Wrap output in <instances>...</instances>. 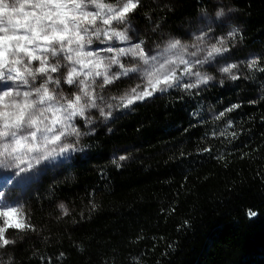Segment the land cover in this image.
Instances as JSON below:
<instances>
[{"label": "trees", "instance_id": "obj_1", "mask_svg": "<svg viewBox=\"0 0 264 264\" xmlns=\"http://www.w3.org/2000/svg\"><path fill=\"white\" fill-rule=\"evenodd\" d=\"M214 1L140 0L130 24L178 33ZM221 1L242 26L234 56L264 53V0ZM261 68L264 57L237 80L155 95L86 134L83 153L25 194L21 223L35 231L8 229L17 242L0 249V261L264 264Z\"/></svg>", "mask_w": 264, "mask_h": 264}, {"label": "snow or ice", "instance_id": "obj_2", "mask_svg": "<svg viewBox=\"0 0 264 264\" xmlns=\"http://www.w3.org/2000/svg\"><path fill=\"white\" fill-rule=\"evenodd\" d=\"M139 6L140 0H23L18 9L19 15L15 17L14 26L0 21V144L5 145L0 148L2 153L0 169H15L19 173H26L33 169L36 163L46 161L49 154L56 151L57 144H61L60 155L75 151L76 137L87 134L81 132L77 126L78 118H82L85 124L92 125L93 111L107 119L115 108H128L137 101L153 97L156 93L168 92L174 87L185 91L197 89L214 79L212 75V79L202 75L207 73L203 71L204 65L213 61L220 64L218 58L230 49L226 46L224 38H215L211 25L207 26L206 31L197 34L191 43L182 42L181 39L175 42L192 44L195 48L196 39L203 40L212 33L214 39L209 41V50L203 54V58L197 56L190 61L185 57L178 67L167 75L155 74L164 61L148 72L147 76L141 74L139 70H130L131 66L137 63H143L147 69L149 63L162 55L158 49L160 44L156 45L158 50L154 53L148 42L139 39L130 24V14ZM6 11L7 8L0 9V16ZM158 27L159 25L154 27L152 32L155 33ZM237 33L228 31L227 37L235 38ZM114 40L128 42L129 46L114 47L109 43ZM96 43L103 46L100 52L87 50L86 46ZM140 56L145 57L143 62L139 60ZM122 57L125 58L123 61ZM261 57H264V53L248 59L245 62L246 67L256 69ZM106 58L111 59L112 63L106 64ZM57 64L59 67H56ZM113 66H116L115 70ZM239 67L240 65L236 63H227L218 67L217 71L226 74L232 80H237L239 77L234 70ZM33 72L35 79L31 75H26ZM64 74L67 75V79L58 80V77ZM80 76L93 81L92 101L101 107L85 111L70 104V117L62 106L50 109L43 123L49 125L48 130L55 132L56 135L41 145L38 143L37 125L42 121L38 117H33L32 127L26 131V122L35 109V106L30 104L36 95L34 89L45 79L48 80L49 87H52L53 81L56 80L59 84L57 91L72 95L76 91L72 81ZM185 77L191 79L184 80ZM123 78H128L132 83L113 94L112 89L117 87ZM97 92L99 99L95 95ZM261 99H264V96ZM105 101L108 103L105 104ZM239 107V104L231 105L220 112L216 119L226 117L227 113ZM69 129L74 130L70 132ZM64 137L75 139L64 145L62 144ZM7 145H11L10 149L6 147ZM41 152L44 153L42 157L38 155ZM119 159L124 160L125 157L120 156ZM8 179L11 178H5L4 182L6 183ZM7 200L5 192L0 191V204L4 205L0 207V217L19 212L23 219L24 204L17 201L12 205L5 203ZM58 207L62 210V215H69L65 204L61 203ZM250 215L254 216L256 213L250 212ZM10 228L35 231L30 221L9 224L4 220L3 226H0V249H6L17 242L7 237L6 233ZM63 257L64 254L60 253L59 258ZM11 259L9 257L6 262L0 261V264H10Z\"/></svg>", "mask_w": 264, "mask_h": 264}, {"label": "rangeland", "instance_id": "obj_3", "mask_svg": "<svg viewBox=\"0 0 264 264\" xmlns=\"http://www.w3.org/2000/svg\"><path fill=\"white\" fill-rule=\"evenodd\" d=\"M217 8H224L227 11V9H229L230 7L224 1H221V0L214 1L208 8L204 9L205 14H202V11H201L200 14L195 19L188 20L184 22L181 26H179L180 31L178 33L167 32L165 30L160 29V27H158L156 32L153 33L152 29L156 27V25H153V24H149V26L145 28L144 30H140L137 27L132 25L136 34H138L139 39L145 40L146 42H148L150 49L154 53L158 50L156 48L157 44H160L162 46L163 42H161V38H163V41H164L168 36H175L181 39L182 42L191 43V41L194 40L197 34H199L201 31L207 30L208 25L212 26V33L215 34V38L217 39L224 38L226 40V46L230 49V51L223 53L222 56L218 58L220 60V64H217L215 61H213L210 64L204 65V68H203V71L212 75L214 79L209 81L206 85H201L197 89H191L188 91L199 90L203 87H206L209 84L216 83V82L221 83V80H223V82L232 80L226 74H223L217 71L218 67L225 66L227 63H236L240 65L238 69L234 70V73L238 77H242L246 72L251 70L246 67V63H245L247 61L246 59L236 57L234 56L232 52L234 49L233 47L236 46L235 42H237L236 40L238 36L236 35L235 38L227 37V32L231 31V29L228 27V23L234 22V18H235L234 12L233 11L229 12L223 20L217 21L214 15ZM212 33L208 35L209 41H212L214 39ZM109 43L112 44L114 47H125L126 48L129 46L128 42H122L118 40L110 41ZM102 47L103 46L98 43L94 45L86 46L87 50H96L98 52H100ZM101 54L103 55L104 53L101 52ZM121 59L123 61L125 58L122 57ZM34 63H38V62H34ZM113 67L115 70L116 66H113ZM190 79L191 78H188V77L184 78V80H190ZM131 83L132 81H130L128 78H123L122 80L119 81L117 87H114L112 89V93L115 94L118 89H123L129 86ZM172 89H181V88L174 87ZM164 93H156L154 94V96L164 94ZM150 98H146L143 101L149 100ZM143 101H137L134 104L143 102ZM133 105L129 106L128 108L113 109L111 116H109L107 119H105L104 117H101L98 112L93 111V124L92 125H87L85 124L82 118H78L79 123L77 126L79 127L81 132H86L87 134L91 133L96 127L106 125L114 117L127 112ZM84 136L85 135H81V137L79 138V144L81 147L80 151H70L68 153H65L61 155L60 157L56 158L57 162L41 161L39 163H36L34 168L29 169L28 172L26 173H19L15 169H0V191L5 192V194L8 197V200L5 203H11L12 205H15L17 201H19L20 203H23V198L25 194L39 181L42 174H44L48 170L58 169L59 167L67 163L69 160H71L75 155L83 153L84 148L81 145V141ZM71 139L74 140L75 138L71 137ZM21 177H24V178L20 179ZM5 178H11V179H8L7 182L5 183L4 182ZM2 206L4 205L0 204V207ZM21 219L22 218L19 212L12 213L7 217H0V226H3L4 220H7L9 224H17V223H21Z\"/></svg>", "mask_w": 264, "mask_h": 264}, {"label": "clouds", "instance_id": "obj_4", "mask_svg": "<svg viewBox=\"0 0 264 264\" xmlns=\"http://www.w3.org/2000/svg\"><path fill=\"white\" fill-rule=\"evenodd\" d=\"M23 0H0V9L7 8L8 11L3 12L2 16H0V21L3 23L14 26L15 17L19 15L18 9L20 8ZM234 8H229L227 11L224 8H217L214 15L217 21L223 20L229 12L234 11ZM202 14H205V10H202ZM228 27L232 32H239L242 26L236 25L234 23L229 22ZM180 40L175 36H168L162 43V46L159 45L158 49L162 55L158 56L156 61H152L149 63L148 68L145 69L143 63H137L132 65L130 70H139L141 74L147 76L148 72L152 69L157 68L160 65L161 61H164V64L159 67L158 71L155 73L156 75H167L169 72L175 70L178 65L187 57L188 60H193L194 57L201 56L203 58V54L209 50V40L208 37H205L203 40L196 39L195 40V48H193L192 44L179 43L175 42ZM175 45V46H174ZM187 49H192L188 51ZM139 51V48L136 49ZM119 54V53H118ZM173 57H175V62L173 63ZM75 59V57H73ZM139 60L143 62L145 57L140 56ZM106 64H111V59H105ZM59 67V64L56 65ZM26 75H31L33 79H35L34 72L26 73ZM51 75V74H49ZM202 75L209 76L210 79L213 77L208 73H203ZM67 79V75H61L58 77V80ZM27 83V81H25ZM76 91L72 95H68L63 91H57L59 87L58 81H53V86L49 87V82L45 79L35 90V97L30 101L31 105L35 106L34 112L30 114L29 121L27 123V130H30L32 127V119L33 117H38L42 123L38 124L39 134H38V143L41 145L47 143L50 138L55 137L56 133L49 131V125L43 123L46 120L47 113L50 109H55L57 106H62L66 113H68L69 117L71 115L70 112V104L73 105L76 109L83 108L85 111L89 108H100L101 105L96 104L92 101V88L93 81L85 80L83 76L78 77L77 79L72 81ZM99 87V86H97ZM96 98L99 99V92L96 94ZM43 102V103H42ZM105 104L108 101L104 102ZM114 106V105H113ZM89 122H91V118H89ZM74 129H69V131H73ZM81 135L76 137L77 144L76 150L80 151L81 147L79 144V138ZM71 137H64L62 144L67 145L71 142ZM5 147V145L0 144V148ZM6 147H11V145H7ZM56 151L49 154V158L46 161L57 162L56 158L60 157L59 150L61 148V144L55 145ZM70 152V151H69ZM68 153V152H67ZM2 154V153H0ZM41 157L44 155L43 152L39 153ZM45 161V160H42ZM70 162V161H68ZM71 174V173H70Z\"/></svg>", "mask_w": 264, "mask_h": 264}]
</instances>
